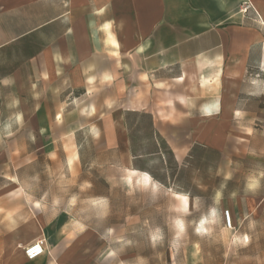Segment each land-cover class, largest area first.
Returning <instances> with one entry per match:
<instances>
[{"label":"crops","instance_id":"0c3cea01","mask_svg":"<svg viewBox=\"0 0 264 264\" xmlns=\"http://www.w3.org/2000/svg\"><path fill=\"white\" fill-rule=\"evenodd\" d=\"M262 112L264 0H0V138L25 129L28 168L62 159L71 175L90 164L225 189L254 158ZM23 204V230L0 224V264H67L61 226Z\"/></svg>","mask_w":264,"mask_h":264},{"label":"rangeland","instance_id":"374dc122","mask_svg":"<svg viewBox=\"0 0 264 264\" xmlns=\"http://www.w3.org/2000/svg\"><path fill=\"white\" fill-rule=\"evenodd\" d=\"M257 123L249 148L254 158L239 163L241 177L224 189L213 176L203 187L200 176L189 174L186 178L198 186L175 185L174 191L145 185L139 174L130 177L122 169L90 164L71 175L62 159H39L28 168L25 129L4 127L0 224L13 220L23 230L26 213L17 205L39 201L29 213L36 224L43 215L61 226L66 238L54 242L68 250L67 264H264V112ZM19 187H34V192L28 195ZM180 189L194 196L189 207H184L187 196L176 193ZM3 201H13L16 208L2 207ZM11 211L17 214L10 217Z\"/></svg>","mask_w":264,"mask_h":264},{"label":"built area","instance_id":"2783aa9c","mask_svg":"<svg viewBox=\"0 0 264 264\" xmlns=\"http://www.w3.org/2000/svg\"><path fill=\"white\" fill-rule=\"evenodd\" d=\"M224 216L227 218V222L229 224L230 222L229 212L225 211ZM45 243H46V239L41 237L30 243L28 246H26L24 250V254L26 258L31 260L42 255L45 250Z\"/></svg>","mask_w":264,"mask_h":264},{"label":"bare ground","instance_id":"6f19581e","mask_svg":"<svg viewBox=\"0 0 264 264\" xmlns=\"http://www.w3.org/2000/svg\"><path fill=\"white\" fill-rule=\"evenodd\" d=\"M131 173H133V171H131ZM139 180L145 185L149 184L151 181L150 176L147 174H143L142 176H140ZM24 250H25V248H24Z\"/></svg>","mask_w":264,"mask_h":264},{"label":"snow or ice","instance_id":"6c2138e0","mask_svg":"<svg viewBox=\"0 0 264 264\" xmlns=\"http://www.w3.org/2000/svg\"><path fill=\"white\" fill-rule=\"evenodd\" d=\"M237 115H239V114H237Z\"/></svg>","mask_w":264,"mask_h":264}]
</instances>
